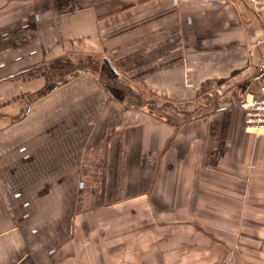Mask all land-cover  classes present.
Masks as SVG:
<instances>
[{
    "label": "crops",
    "instance_id": "obj_1",
    "mask_svg": "<svg viewBox=\"0 0 264 264\" xmlns=\"http://www.w3.org/2000/svg\"><path fill=\"white\" fill-rule=\"evenodd\" d=\"M262 81L243 0H0V264H264Z\"/></svg>",
    "mask_w": 264,
    "mask_h": 264
},
{
    "label": "built area",
    "instance_id": "obj_2",
    "mask_svg": "<svg viewBox=\"0 0 264 264\" xmlns=\"http://www.w3.org/2000/svg\"><path fill=\"white\" fill-rule=\"evenodd\" d=\"M259 15H264V0H243ZM245 129L264 135V81L244 100Z\"/></svg>",
    "mask_w": 264,
    "mask_h": 264
},
{
    "label": "trees",
    "instance_id": "obj_3",
    "mask_svg": "<svg viewBox=\"0 0 264 264\" xmlns=\"http://www.w3.org/2000/svg\"><path fill=\"white\" fill-rule=\"evenodd\" d=\"M83 69H88V70H92V71H97V67L95 65H86L84 67H82ZM125 85L121 84V88H123ZM125 91V90H124ZM126 92V91H125ZM127 93V92H126ZM131 93V92H128Z\"/></svg>",
    "mask_w": 264,
    "mask_h": 264
},
{
    "label": "rangeland",
    "instance_id": "obj_4",
    "mask_svg": "<svg viewBox=\"0 0 264 264\" xmlns=\"http://www.w3.org/2000/svg\"><path fill=\"white\" fill-rule=\"evenodd\" d=\"M128 88V87H127ZM129 89V88H128Z\"/></svg>",
    "mask_w": 264,
    "mask_h": 264
}]
</instances>
